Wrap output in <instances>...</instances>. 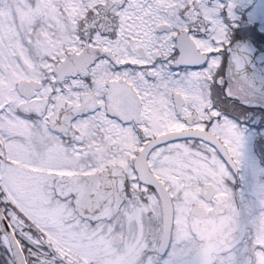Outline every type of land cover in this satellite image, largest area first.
I'll list each match as a JSON object with an SVG mask.
<instances>
[{
	"label": "snow or ice",
	"instance_id": "1",
	"mask_svg": "<svg viewBox=\"0 0 264 264\" xmlns=\"http://www.w3.org/2000/svg\"><path fill=\"white\" fill-rule=\"evenodd\" d=\"M0 264H264V0H0Z\"/></svg>",
	"mask_w": 264,
	"mask_h": 264
}]
</instances>
